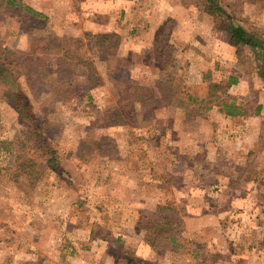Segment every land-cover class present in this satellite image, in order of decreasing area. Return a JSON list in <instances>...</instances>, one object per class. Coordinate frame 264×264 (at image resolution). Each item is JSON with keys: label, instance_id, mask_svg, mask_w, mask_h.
<instances>
[{"label": "rangeland", "instance_id": "1", "mask_svg": "<svg viewBox=\"0 0 264 264\" xmlns=\"http://www.w3.org/2000/svg\"><path fill=\"white\" fill-rule=\"evenodd\" d=\"M23 2L43 16L0 9V264H264L252 48L196 0ZM223 2L264 32V0Z\"/></svg>", "mask_w": 264, "mask_h": 264}, {"label": "trees", "instance_id": "2", "mask_svg": "<svg viewBox=\"0 0 264 264\" xmlns=\"http://www.w3.org/2000/svg\"><path fill=\"white\" fill-rule=\"evenodd\" d=\"M198 4L202 7L204 11H206L207 14L210 16L215 17L217 20V26L221 29L228 32L230 35V43L233 46H249L252 48L254 55L256 56V59L259 62V70H260V77L263 81V88H264V32H257V31H251L248 28H246L242 23L237 22L235 16L226 10L224 7L223 0H196ZM12 8H17L14 13H22V11H27V13L34 15L36 17H41L43 14L31 6L27 5L23 0H0V9L4 11H14ZM2 56L0 54V59H2ZM4 62L9 63V59L7 57L3 58ZM16 62V61H14ZM6 63L0 62V76L3 74L5 75L7 71V65ZM233 81L236 82L237 79L233 78ZM147 90V87H146ZM7 94L10 100L11 105L19 112L20 117L31 120L32 116L30 113V110L28 109V103L22 99L15 91H12L10 89L7 90ZM134 95V94H133ZM222 112L227 116H234L241 113V107L233 100L223 99L222 101ZM34 131H40L38 128H35ZM39 133V132H38ZM38 137L41 136V134H38ZM42 138V137H40ZM37 143H44L43 138L37 139ZM158 226H161L160 224H157ZM162 228H157L154 231H151V234H155L158 236V238L155 236L154 238L148 239V242L152 245V248L154 250L159 249L157 246L159 242H161V239L159 238L161 236V233L165 230H161ZM166 232V231H165ZM163 239V238H162ZM165 241V239H164ZM164 250H167V246L163 248ZM138 264H148L145 261H138ZM137 264V263H135Z\"/></svg>", "mask_w": 264, "mask_h": 264}, {"label": "crops", "instance_id": "3", "mask_svg": "<svg viewBox=\"0 0 264 264\" xmlns=\"http://www.w3.org/2000/svg\"><path fill=\"white\" fill-rule=\"evenodd\" d=\"M237 81H238V79H237ZM261 90H262L261 91V93H262V100H261V102H258V104L254 107V109L252 111H250V114H252L254 116V119L255 118H259V120L261 121V125H259V132H258V134H261L263 132V126H264V88L262 87ZM240 114H242V110H241V113ZM240 114H238V115H240ZM234 116H236V115H234ZM223 117L224 118H226V117L231 118L232 116H227V115H225L223 113ZM249 123H252V122H248V121L245 122V120H244V123H242L241 126H246L244 129L246 131L247 130L248 131L250 130V132H251V129H249V127H250L249 126L250 125ZM257 137H259V135ZM253 139H255L254 140V143L255 144H260L262 150H264V139L257 140L256 137H253ZM98 240L106 242V248H104L103 252H104V256L106 257V260H107V257H108V255H107L108 254L107 241H106V239H98ZM256 240H254L253 244H251V245L250 244H247L245 246V249H244L245 251L244 252H246V253H245L244 256H247V258H250L251 257L250 256L251 254L261 253L263 251V250H261V247H260V245L261 246L263 245L262 244L263 242L262 241H258V240L256 241ZM78 251H80L79 248H78ZM93 251H95V249H93ZM82 255H85V254H82ZM86 256H88V255L86 254ZM236 256H239V255H236Z\"/></svg>", "mask_w": 264, "mask_h": 264}]
</instances>
